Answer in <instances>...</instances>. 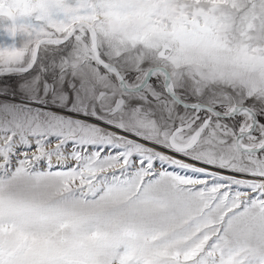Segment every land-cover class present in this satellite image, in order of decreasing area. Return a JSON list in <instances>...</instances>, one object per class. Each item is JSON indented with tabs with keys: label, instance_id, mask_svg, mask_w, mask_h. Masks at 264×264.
I'll return each mask as SVG.
<instances>
[{
	"label": "snow or ice",
	"instance_id": "1",
	"mask_svg": "<svg viewBox=\"0 0 264 264\" xmlns=\"http://www.w3.org/2000/svg\"><path fill=\"white\" fill-rule=\"evenodd\" d=\"M0 264H264V0H0Z\"/></svg>",
	"mask_w": 264,
	"mask_h": 264
}]
</instances>
